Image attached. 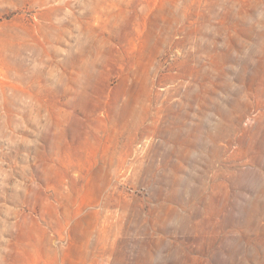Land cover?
<instances>
[{"label":"rangeland","instance_id":"374dc122","mask_svg":"<svg viewBox=\"0 0 264 264\" xmlns=\"http://www.w3.org/2000/svg\"><path fill=\"white\" fill-rule=\"evenodd\" d=\"M0 264H264V0H0Z\"/></svg>","mask_w":264,"mask_h":264}]
</instances>
